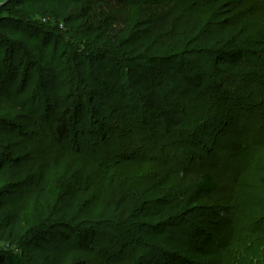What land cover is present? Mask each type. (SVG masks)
<instances>
[{
  "label": "rangeland",
  "instance_id": "obj_1",
  "mask_svg": "<svg viewBox=\"0 0 264 264\" xmlns=\"http://www.w3.org/2000/svg\"><path fill=\"white\" fill-rule=\"evenodd\" d=\"M20 1L24 9L12 0H0V19L25 25L23 30L29 32L62 29L54 5L44 9L42 0ZM138 1L76 0L72 14L78 29L63 32L56 48L64 44L92 61L84 72L86 83L114 67L107 52L119 58L123 53H172L147 34L149 16L165 7L189 12L195 19L189 35L177 41L179 51L190 52L194 47L186 44L198 34L199 40L212 41L228 30H239L246 44L232 50L244 54L190 55L184 69L165 77L159 91L185 120L199 113L195 124L164 133L159 119L144 116L140 93L130 82L121 90L118 107L88 90L81 114L71 119L70 137L59 145L49 129L47 67L29 46L17 49L18 39H12L17 42L11 47L14 56L2 45L0 69L15 71L7 85L0 79V220L20 204L26 211L20 234L0 242V250L24 264H65L71 256L84 264H169L170 256L183 264H201L199 250L207 239L199 231L216 234L213 219L218 214L238 220L241 227L244 206L254 205V197L264 199V36L255 37L254 32L256 25L264 31V0H147L143 9L136 8ZM82 17L87 18L84 24ZM34 40L40 43L42 36ZM218 61L215 70L212 66ZM67 67L61 62L59 78L73 89L79 81L69 76ZM183 76L191 78L190 84ZM204 91L214 94L207 103L201 101ZM97 127L105 131L103 136L96 133ZM245 147L251 153L247 164H241ZM206 172L217 184L214 192L197 195L193 188L183 189L186 174ZM106 186L148 193L143 213L126 229L115 227L111 209L101 205V189ZM174 190L182 191L177 210L162 204ZM71 206L75 214L63 219L62 212ZM45 226L50 229L42 233ZM34 233L41 237L39 246Z\"/></svg>",
  "mask_w": 264,
  "mask_h": 264
},
{
  "label": "trees",
  "instance_id": "obj_2",
  "mask_svg": "<svg viewBox=\"0 0 264 264\" xmlns=\"http://www.w3.org/2000/svg\"><path fill=\"white\" fill-rule=\"evenodd\" d=\"M12 1L18 9H24L25 4L23 1ZM169 1L181 2L182 0ZM76 4V0H42V8L46 9L50 5H54L58 13V18L62 20L63 26H60L62 29L55 28L49 34L43 30H30L29 32L23 30V26L26 27L25 25L19 27L9 24L8 20L0 19V47L6 45L8 51V49L13 47L14 43L17 44L13 40L18 39L20 41L18 45L20 46L17 49L23 51L29 46L31 52L37 56L41 65H45L50 73L48 87L50 88L51 102H49L50 104L47 102V105H50L48 112V118L50 120L49 129L51 130V136L54 137L55 142L59 145L66 142L70 137L73 126V124L71 125V119L81 114L84 105L83 96L88 90L96 98L101 97L105 100V103L118 107L117 99L122 98L121 90L124 84L126 87L127 84L130 85V82H132L131 87L140 93L141 109L144 116L159 119L164 133L168 134L172 132L173 134V132L180 129L185 123L192 122L195 124L197 117H201L199 113L193 118L188 117L185 120L181 112L174 109L159 91V88L164 83L165 77L174 69H184L187 63L190 62L187 59L190 55L206 56V54L211 55L219 51L228 54L235 53L234 57L244 54L240 50H232V46L243 42L239 36V33L242 32L239 30L237 32L228 30L213 39V43L208 38L199 40L198 36L200 34H198V31L196 33L198 35L192 37L186 44V47L191 46L194 48L190 52L184 50L179 51L177 41H179L181 36L189 35V32L194 28L195 19L189 12H174L172 9L165 7V9H159L153 13L154 15L149 16L147 34L162 47L172 48L174 50L172 53L168 56L144 53L127 55L123 53L119 58L117 53L107 52L115 64L114 67L102 72L98 79H89V82L86 83L83 79L84 72L92 61L90 60L89 62V59L85 60L76 53H73L64 44L62 48H56L59 40L62 39L63 32H72L78 29L75 26L72 14L74 5L76 6ZM146 5H148L147 0H140L136 3V8L143 9ZM80 20L84 24L87 18L82 17ZM254 23L256 22L254 21ZM87 31L90 33V30ZM254 32L255 37L262 38L264 36V31L261 28H257V25L254 27ZM37 34L42 36L40 43L34 40ZM249 36L246 37L249 38ZM243 44L245 45L246 43L243 42ZM51 46L53 48L50 52L49 47ZM218 47L224 50H220ZM57 50L60 51L59 56H57ZM14 51L11 49L12 56L15 55ZM61 62H65V65L68 66L66 69L69 71V76L79 81L77 85L73 86V89H68V82L65 81L63 83L59 78ZM192 65L194 66V64ZM219 65L220 62L218 61L213 63L212 67L218 70ZM4 70L5 72H2L0 69V79H2V82H0L7 85L13 79L15 70ZM183 77L190 84L191 78L187 76ZM213 83L216 84L215 82ZM233 84L230 82L229 86ZM65 89L75 92L78 90L79 93L73 95ZM63 90V93H66V95L61 94ZM229 91L228 89L225 90L226 93ZM213 95H208V92L204 91L203 99L201 100L200 98V100L207 103L210 99L209 97ZM103 132L105 131L101 127H97L96 133L98 135L103 136ZM250 153L251 148L245 147L241 154V164H247ZM184 188H193L195 194L203 195L214 192L217 189V184L211 174L207 172L189 173L184 176ZM174 192L169 202L165 204L162 202V204L172 205L173 210H177L181 205L182 191L174 190ZM147 194L146 190L142 188L125 190L115 186H106L101 189L99 198L103 209H111L114 226L119 229H126L132 225V221L138 215L143 213ZM246 205L242 210L245 212V223H242L241 227L238 226V220L234 218L222 219V216L218 214L213 219L217 223L215 226V229L218 230L216 234L210 235V233L199 231V235L207 239V242H204L199 250L203 255V262L201 264H264V199L254 197V205ZM18 207L19 209L16 212L8 213L0 220V242H3L11 235L20 234L19 231L21 230L26 207L25 204H20ZM235 210L237 212V209ZM75 212V206H71L62 212L61 217L67 219L69 216L75 214ZM45 227L47 230H42V233H46L50 229L49 226ZM97 236L98 234H94L93 237ZM32 239L34 242L36 241L35 245L39 246L37 244V241L41 240L39 234L34 233ZM19 240H21V237H19ZM157 252V256L161 257V254H159L160 251L158 250ZM162 253L167 254L168 252L163 250ZM167 259L169 264H183V262H178V259L173 256ZM0 264L24 263L14 254L0 250ZM65 264H84V262L76 256H71L66 259Z\"/></svg>",
  "mask_w": 264,
  "mask_h": 264
}]
</instances>
